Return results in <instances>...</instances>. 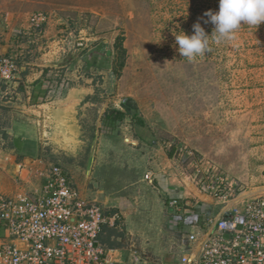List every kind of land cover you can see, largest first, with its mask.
<instances>
[{"label":"rangeland","instance_id":"1","mask_svg":"<svg viewBox=\"0 0 264 264\" xmlns=\"http://www.w3.org/2000/svg\"><path fill=\"white\" fill-rule=\"evenodd\" d=\"M208 10L218 12L219 0H0V54L17 64L27 62L33 40L35 57L57 55L62 64L76 57L74 65L86 77L95 76L89 83L95 96L112 106L129 100L128 108L139 115L123 123L129 142L121 134L108 138L98 132L90 112L81 116L75 138L52 107H21L17 79L9 84L0 80V194L16 198L35 193L42 176L58 164L73 182L72 175H77L81 196L85 193L88 201L115 214L116 222L104 230L102 242L137 257L143 252L142 241L130 233L124 216L143 210L139 196L147 166L142 158L150 145L174 159L173 178L180 179L181 186L184 181L189 194L197 192L186 177L196 171L205 174L208 166L237 180L249 195L264 194V23L258 28L242 25L232 41L210 40L211 51L189 62L179 53L174 34H194L193 25L199 21L211 36L214 25L205 23L209 18L204 15ZM38 15L44 22L35 28L30 19ZM3 44L7 47L2 51ZM93 50L104 59L98 71L86 69L85 55ZM57 79L53 87L67 85V80ZM17 121L20 132L30 128L36 138L23 154L12 148L21 139L13 128ZM139 132L150 145L131 141ZM188 152L194 157L186 159ZM99 158L105 160L101 167ZM120 171L130 175L126 180L138 175L137 186L113 190L111 179L94 177L102 172L104 178L114 173L122 179ZM146 200V210L155 213L148 193ZM150 237L144 257L148 264H161L163 255H157L156 240Z\"/></svg>","mask_w":264,"mask_h":264},{"label":"built area","instance_id":"2","mask_svg":"<svg viewBox=\"0 0 264 264\" xmlns=\"http://www.w3.org/2000/svg\"><path fill=\"white\" fill-rule=\"evenodd\" d=\"M30 21L40 28L44 18ZM17 72V63L0 54V80L13 83ZM186 178L210 201L191 194L166 201L170 229L184 250L177 264H264V194L248 197L213 166ZM115 222V214L82 199L66 170L53 164L35 193L0 194V264H120L101 241Z\"/></svg>","mask_w":264,"mask_h":264},{"label":"crops","instance_id":"3","mask_svg":"<svg viewBox=\"0 0 264 264\" xmlns=\"http://www.w3.org/2000/svg\"><path fill=\"white\" fill-rule=\"evenodd\" d=\"M50 28L51 26L48 27V29ZM28 30L29 28L26 30L27 33ZM30 38L32 37H27V39ZM30 42L31 44L28 47L29 50L28 53L30 56L29 60L27 62L18 61L17 64L18 72L16 79L18 80L17 84H19V89H18L19 93L16 94L17 96L19 94L23 96L24 104H22L21 107L23 109L27 108L28 111H30V109L34 106V104L46 108L52 107L51 109L54 116L58 117L60 120H63L65 122L66 128L71 132L73 131L75 133L74 136L75 138L78 136L79 133L78 123L81 119V116H84L89 112L95 114L96 116L95 125L97 131L99 132L103 127V117L111 107L121 112L128 111L130 115H126V114L124 115V118L122 119L123 121L117 124L115 132L105 133L101 131L102 132L101 134L107 136L108 138H115L116 136L122 135L123 137H125L123 141L129 142L130 140L129 137L127 138V135L124 133L126 128L123 126V123L126 122L131 123L133 121V118L139 116L137 111H135L132 108H128L130 107V101L126 100V103L124 105H121L120 101H117L116 104L112 106L113 104L111 105L110 102L108 103V100L104 101L99 99L100 96H95L96 94H94L95 92L92 84L89 85L90 82L92 83L95 76H93V78L92 77L89 78V75L87 74L88 77H86V75L83 73L80 67L77 68L74 65V60L76 59V57L74 60L71 57V59L68 61L67 64H62L61 62L62 58L59 59V56L57 55L48 56L47 54L44 55L45 57L48 56L47 59L42 57L43 55H41V57L38 58L35 57V55L38 53L36 51V45L32 44L35 42H33V40ZM1 47L3 51V48H6L7 44L6 45L3 44ZM17 52L20 51L17 50ZM85 60H86V64L88 65V68L86 69H91L92 71L94 70L98 71L99 67L102 65V61L104 63L102 53L99 52L98 50H93L91 52L89 51L85 55ZM47 67H50L51 69H53L54 67V70H47ZM47 72L50 73L48 74ZM57 75H58V79H57L58 81L62 80V82H65L67 80L66 86H62L60 84H59L60 86H58L56 83L54 87L52 86V82L55 76ZM15 127L19 132L18 137H20L21 139L20 140L16 139L12 148L14 150H17L19 153L23 154L24 152L19 151L15 147V144L16 143L24 144L25 142H29L30 140L36 141V138L31 137L32 131L29 130L30 128L27 131L25 130V128H23V131L21 130L20 132L19 121L13 124L14 129ZM26 135L27 138H23ZM139 135L138 137H135L133 140L131 139V141L142 145L149 144L147 143V138L145 133L139 132ZM145 151H147V153L144 155L145 157L142 159H144L147 168L145 170V174L143 175L144 179L142 181L140 180L141 181L140 189L142 188L140 192L141 191L142 192L139 196V200L141 203L140 205L141 208H143V210L142 212H140L139 215L132 216L126 214L125 216L130 233L139 236V238L141 239L142 243L140 246L141 247L140 250L143 252H141V256L137 257L133 255L131 252L128 251L124 252L122 250H118L115 248H108L103 242L102 243L112 251L113 259H115L120 264H148L144 256L147 253L146 242L148 241V239H151L150 236H152V239L156 240L157 243V247L155 250L157 255H163L161 259V264H177V260L179 256L183 254L184 250L182 243L179 239V236H177L174 233V231L170 229L167 219L168 217L166 214L165 204L168 199L178 198L181 197L183 194L187 196L189 193L186 192L185 187H183L184 186L183 183H185L184 181H182L183 183L181 186V180L177 178H173L175 177L174 175L175 171L172 168V165L173 164L175 165V161L173 158L169 159L168 157H165V155L160 150V148H157L155 146L152 147L150 145V148L145 149ZM164 157L165 159H163ZM99 159H100L99 160L100 163H98V165L101 167L103 165L101 164V162L105 160L103 158H99ZM159 163L161 168L158 166ZM108 166L110 165L108 164ZM108 168L110 167H107V169ZM98 171H101V169ZM120 172L124 173L123 171ZM126 176H130V175H126V171L124 174H122L121 176L122 179H119L120 178L119 175H115L114 173L111 174L108 173L107 175L105 174V178L102 172H97V174L95 172L94 175L95 178L102 177V181H105L106 179L107 180L111 179L112 189L113 190L117 189L118 191H121V189H123L124 192L131 185L137 186L136 183L138 182L137 180L138 175L133 174L132 176L134 177V179L132 180H126L125 179ZM72 177L74 178V179L72 178L74 182L72 180L71 181L73 182L75 187L78 188L77 189L78 192L83 190L81 189L82 187L81 181L78 179L77 175H72ZM147 193L151 195L152 199H154V204L156 206L155 213L153 211L148 212V210H146ZM80 194L81 193H79V195ZM134 195L136 199H138V194L134 192ZM191 195L202 201H210V199L206 197H202L198 193L195 194L194 192H192ZM84 196L85 193H82V196L80 195L82 199L88 200L87 198H84ZM116 204L119 205L120 202H117ZM124 204L129 209L130 206H128L126 203ZM112 207L114 206L112 205ZM115 207H119V206H115ZM131 207L134 208L135 206L132 205ZM122 208L123 205L122 207H119V209ZM127 211L129 212V210ZM132 222L134 225H132ZM106 228L108 227H105L102 233Z\"/></svg>","mask_w":264,"mask_h":264},{"label":"clouds","instance_id":"4","mask_svg":"<svg viewBox=\"0 0 264 264\" xmlns=\"http://www.w3.org/2000/svg\"><path fill=\"white\" fill-rule=\"evenodd\" d=\"M204 15L209 18L205 23L210 22L214 25L211 36L206 33L199 21L193 25L192 35L184 31H180L179 34L173 33L179 45V53L189 62H194L197 57L211 51L212 39L217 43L235 40L242 25L258 28L264 23V0H219V11L208 10Z\"/></svg>","mask_w":264,"mask_h":264},{"label":"trees","instance_id":"5","mask_svg":"<svg viewBox=\"0 0 264 264\" xmlns=\"http://www.w3.org/2000/svg\"><path fill=\"white\" fill-rule=\"evenodd\" d=\"M124 115L125 114L123 112H121L117 109L108 110L103 117V127H102L101 131H103L105 133L115 132L117 124L122 121V119L124 118ZM29 143L30 142H25L24 144L16 143L15 147L19 151L26 153V152H28L27 145ZM101 241H103L102 237H101Z\"/></svg>","mask_w":264,"mask_h":264},{"label":"bare ground","instance_id":"6","mask_svg":"<svg viewBox=\"0 0 264 264\" xmlns=\"http://www.w3.org/2000/svg\"><path fill=\"white\" fill-rule=\"evenodd\" d=\"M253 195H255V194H253ZM253 195H249L248 197H250V196H253ZM125 217V216H124ZM124 220V219H123Z\"/></svg>","mask_w":264,"mask_h":264}]
</instances>
